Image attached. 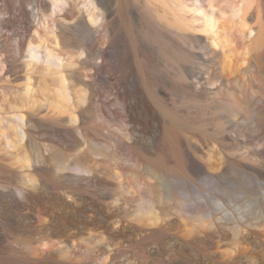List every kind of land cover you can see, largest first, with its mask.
Segmentation results:
<instances>
[{"label":"bare ground","instance_id":"obj_1","mask_svg":"<svg viewBox=\"0 0 264 264\" xmlns=\"http://www.w3.org/2000/svg\"><path fill=\"white\" fill-rule=\"evenodd\" d=\"M0 75V264H264V0H0Z\"/></svg>","mask_w":264,"mask_h":264},{"label":"rangeland","instance_id":"obj_2","mask_svg":"<svg viewBox=\"0 0 264 264\" xmlns=\"http://www.w3.org/2000/svg\"><path fill=\"white\" fill-rule=\"evenodd\" d=\"M12 34H13V35H12ZM8 35L13 36V40H12L13 42H11V47H13V49H15V45H16V42H15V40H16V39H15V38H16V37H15V32L8 33ZM105 47H106V46H105ZM108 50H109V52H110V51L112 52L111 49H108V48H107V51H108ZM125 59H126V58H125ZM125 61L128 62V59H126ZM126 62H125V63H126ZM98 63H100V62H98ZM128 64H130V61L128 62ZM100 74H101V73H100ZM2 75H4V74H2ZM2 75H0V76H1V77H4V76H2ZM101 76L104 77V78L107 77V75H103V74H101ZM1 77H0V86H2V84H3V86H4L6 83H5V81L2 80ZM6 79H7V78H6ZM113 82H114V81H112V83H113ZM114 83H115V82H114ZM6 85H7V84H6ZM6 85H5V86H6ZM112 98H114V96H112L111 99H112ZM30 126H31V124H30ZM261 135H264V132H263ZM108 158H109V160H110V159H111V156L108 157ZM127 167H128V166H126L125 168H127Z\"/></svg>","mask_w":264,"mask_h":264}]
</instances>
